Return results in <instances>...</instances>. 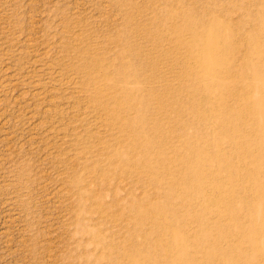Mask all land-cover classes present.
<instances>
[{"label":"rangeland","instance_id":"rangeland-1","mask_svg":"<svg viewBox=\"0 0 264 264\" xmlns=\"http://www.w3.org/2000/svg\"><path fill=\"white\" fill-rule=\"evenodd\" d=\"M212 4L213 0H0V264H188L198 256L191 250L187 255L175 234L194 243L189 235L197 236L200 224L195 221L189 227L163 209L167 203L169 210L196 219L200 200L183 181L170 200V183L159 187L138 162H124L123 134L111 128V119L93 99L101 82L89 79L100 69L110 70L122 92L128 88L146 94L152 85L143 76L140 81H124L137 69L151 74L155 65L163 74H174L168 71L173 58L165 50L166 36L173 33L171 22L181 20L172 13L200 19ZM218 8L213 11L235 31L227 42L231 65L245 71L257 55L252 50L264 52V0H221ZM240 35L242 39H235ZM126 69L124 77L119 72ZM131 96L140 104L136 94ZM183 101L168 102L175 119L160 118L152 108L143 116L146 126H162L165 134H191V144L198 146L195 152L178 145L170 151L177 149L179 155L169 154L177 166L190 171L189 160L212 154V147H202L201 140L212 141L216 133L207 115L202 121L198 108L188 114L192 105ZM134 116L140 118L138 113ZM198 125L210 133L197 131ZM214 159V168L220 169ZM210 166L200 163L195 171ZM137 200L147 211L143 229L134 225L144 219L142 212L136 213ZM205 242L199 249H206ZM199 259L197 264H206Z\"/></svg>","mask_w":264,"mask_h":264},{"label":"bare ground","instance_id":"bare-ground-1","mask_svg":"<svg viewBox=\"0 0 264 264\" xmlns=\"http://www.w3.org/2000/svg\"><path fill=\"white\" fill-rule=\"evenodd\" d=\"M220 1L213 0L210 9L205 11L200 19H194L185 12L172 13L174 18L181 20V23L171 22L170 33H173L166 36L169 46L165 50L171 51L173 58V63L170 64L173 66L168 71L170 74L174 72L173 78L163 74L156 65L151 74H145L143 71L141 74L140 69H137L134 75L124 82L140 81L143 76V79L152 85L146 94L144 91L128 88L122 92L115 85L110 70L106 69L98 70L89 82H101L95 88L93 99L96 100L97 107L111 119V128L118 129L123 134L121 142L127 151L124 153L126 156L123 155L124 162H138L141 168L149 172L146 175L159 187L164 188L166 183H170V200L177 195L181 181L190 191H194L192 195L200 200L196 203L201 213L196 219L169 210L168 204L164 202L167 205L163 209L164 214H173L179 221L187 223V226L195 221L201 226L197 236H193L195 232L186 230L188 233L192 232L189 236L193 238L194 243L191 244L184 235L175 234L176 243H184V252L191 250L198 255V258L195 256L196 258L188 259V264H197L195 259L200 257L206 260V264H264V52L253 49L252 53L257 55L245 71H241L237 66L232 67L230 43L227 42L232 41L235 31L233 25L213 11L214 6L220 9ZM178 27L186 31L181 33ZM242 38L243 35H240L235 39ZM225 43V46H221ZM177 54L182 57H177ZM119 73L124 77L128 75L127 69ZM173 80H177L178 85H175ZM155 83L161 85L157 86ZM132 94L138 96L140 104L132 98ZM183 99H188L192 105V110L186 112L193 114L198 108L199 116L207 115L209 121H206L213 124L212 128L216 133L212 141L201 140L204 145L202 147H212V154L209 155L207 151L208 162L205 157L199 159L200 161L189 160L190 171H184L179 163L177 166L175 157L172 158L169 154L175 152L179 155L177 149L170 151L178 145L188 146V149L195 152L194 148L198 146L191 144V134H183L185 140L183 136L167 134L168 132L165 134L162 126H146L143 116V111L147 108L149 111L152 108V113L160 118L171 116L174 107L168 102L174 105L173 101ZM123 100H127V103L124 104ZM146 100L148 102L145 108L143 104ZM134 113L140 116L138 120ZM205 116L203 119L200 117L202 121ZM196 129L210 133L209 128L202 125L196 126ZM225 144L227 146H224ZM215 157L222 165L220 169L214 168ZM200 163H211V166L196 172L195 168ZM139 174L141 173L137 175ZM133 204H136L138 215L142 212L140 219H144L135 223L133 219L131 223L143 229L147 211L141 201L137 200ZM162 226L168 230L172 229V226L164 222ZM204 240L206 249L202 247L204 249L201 250L199 243ZM132 262L138 264L136 261Z\"/></svg>","mask_w":264,"mask_h":264}]
</instances>
